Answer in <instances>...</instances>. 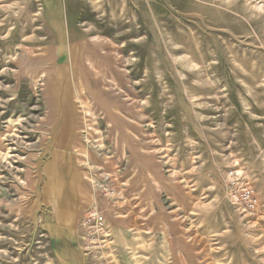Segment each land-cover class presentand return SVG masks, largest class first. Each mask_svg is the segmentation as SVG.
<instances>
[{"label": "rangeland", "instance_id": "rangeland-1", "mask_svg": "<svg viewBox=\"0 0 264 264\" xmlns=\"http://www.w3.org/2000/svg\"><path fill=\"white\" fill-rule=\"evenodd\" d=\"M92 206L110 264H264V0H0V264H89Z\"/></svg>", "mask_w": 264, "mask_h": 264}, {"label": "built area", "instance_id": "built-area-1", "mask_svg": "<svg viewBox=\"0 0 264 264\" xmlns=\"http://www.w3.org/2000/svg\"><path fill=\"white\" fill-rule=\"evenodd\" d=\"M228 181L226 196L232 209L244 218L254 216L259 203L255 190L239 181L233 171L228 174ZM82 215L78 226L81 246L89 259L95 256L89 264H110L104 254L111 248L113 239L105 216L93 206Z\"/></svg>", "mask_w": 264, "mask_h": 264}, {"label": "crops", "instance_id": "crops-1", "mask_svg": "<svg viewBox=\"0 0 264 264\" xmlns=\"http://www.w3.org/2000/svg\"><path fill=\"white\" fill-rule=\"evenodd\" d=\"M82 186H79L80 188H82V194H81V196H78V199H77L78 201H75V199H73L70 196V193H68L69 197L63 198L61 196L59 199H53V201L55 203V207H57V208L59 207V208H61V210H63L62 215H60V218H59V224L68 225V226H73L76 224L77 219H78L77 215L79 213L77 212V210H74L73 207H75L76 202H78L77 205L78 204L81 205V202H84L83 205H85V203H86L85 201H87L86 199L88 198L87 191H86L85 187L84 186L82 187ZM59 200L61 201V203H59ZM106 221H107L109 228L111 230L110 224H109L107 219H106ZM112 238H113V231H112Z\"/></svg>", "mask_w": 264, "mask_h": 264}, {"label": "bare ground", "instance_id": "bare-ground-1", "mask_svg": "<svg viewBox=\"0 0 264 264\" xmlns=\"http://www.w3.org/2000/svg\"><path fill=\"white\" fill-rule=\"evenodd\" d=\"M70 59H71V57H70Z\"/></svg>", "mask_w": 264, "mask_h": 264}]
</instances>
